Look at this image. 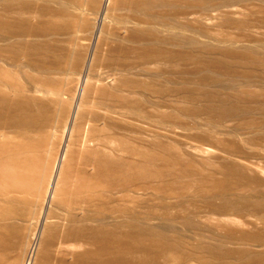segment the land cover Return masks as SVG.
I'll list each match as a JSON object with an SVG mask.
<instances>
[{
  "label": "rangeland",
  "instance_id": "1",
  "mask_svg": "<svg viewBox=\"0 0 264 264\" xmlns=\"http://www.w3.org/2000/svg\"><path fill=\"white\" fill-rule=\"evenodd\" d=\"M159 1L0 0L33 14L29 27L35 30L23 37L26 44L0 39L2 62L19 71V81L38 75L62 92L60 98L30 92L48 105L39 111L48 114L51 133L60 134L74 101L81 102L83 117L104 111L100 87L127 94L132 112L146 110V118L101 122L94 133L126 137L145 153L131 156L142 168L133 182L150 192L117 201L120 209H135V228L157 239L152 249L142 242L132 248L135 264H244L251 255L252 264H264V240H253L264 233V0H196L206 10L168 0L149 11L156 18L151 24L133 20L135 6ZM151 27L159 34L143 41L156 56L140 60L135 38ZM117 44L132 50L122 52ZM33 57L49 73L39 71ZM40 125L32 128V139L15 141L39 158L48 176L55 153L39 141ZM30 208L22 198L8 206L0 199V224H14L21 234L16 242L0 236V256L6 264H27V255L28 264H55V256L49 263L42 258ZM14 209L21 214L15 217ZM121 213L119 221L132 217ZM244 233L252 239L239 237Z\"/></svg>",
  "mask_w": 264,
  "mask_h": 264
},
{
  "label": "bare ground",
  "instance_id": "2",
  "mask_svg": "<svg viewBox=\"0 0 264 264\" xmlns=\"http://www.w3.org/2000/svg\"><path fill=\"white\" fill-rule=\"evenodd\" d=\"M180 1H187L192 7L207 9L205 5L198 6L196 0ZM165 4H168V0L150 3L147 9L137 5L132 9V18L138 23L151 24L155 17L149 11ZM22 9L20 7V10H16L10 2L0 3V39L9 37L14 38V45L26 44L23 37L31 35L35 30L29 27L33 14H24ZM143 13L148 15H142ZM157 18L170 24L166 16ZM157 34L156 27H151L146 33L136 36L140 60L156 56L152 45L143 39ZM129 37L132 38V34ZM116 48L126 53L132 50L131 46L121 44H117ZM37 61H34V66L39 71L49 73L47 66ZM18 73L19 71L2 62L0 53V199L8 206L22 198L24 204L33 207L29 213H32L31 219L41 231L39 251L46 263L55 256V264H135V260L128 256L132 248L136 250L144 244L146 248L152 249L149 243L157 239L153 237L154 234L150 235L143 229L135 228V209H120L117 201L131 200V192H150L149 186L143 182H133L136 177L134 171L142 168L140 163L131 160V156H145V153L132 146L126 137L118 140L115 135L94 136V133L101 122L117 125L119 119L146 118V110L142 107L140 111L137 108L132 112L127 94L100 87V103L108 106L104 111L93 110L83 117L81 102L74 101L68 118L61 125L60 134L51 133L48 114L39 111L47 104L42 99H35L30 92L33 90L37 94L47 93L58 98L62 96V92L50 89L48 81L38 75L31 77L27 84L21 82L17 77ZM81 76L76 80L79 84L83 78ZM95 87L96 84L93 85V90ZM39 123L44 130L43 139L39 141L53 147L55 153L54 164L48 176L40 168L39 158L28 156L23 151L24 145L15 141L16 137L32 139L34 133L31 130L34 126H39ZM14 128H19L20 131L15 132ZM121 210L123 215L132 213L131 219H116L117 211ZM13 212L15 217L21 214L16 209ZM5 234H10L15 242L21 236L14 224H0V236ZM35 234L36 230L32 239H35ZM239 237L252 239L249 233ZM259 237L264 240V233L260 232L253 240L258 241ZM14 241L11 244H15ZM74 248L80 250L76 251ZM119 250L126 251L122 253ZM69 257H72L71 261ZM30 258L27 255V264ZM3 260L0 256V264H6ZM253 260L254 256L251 255L244 264H252Z\"/></svg>",
  "mask_w": 264,
  "mask_h": 264
}]
</instances>
